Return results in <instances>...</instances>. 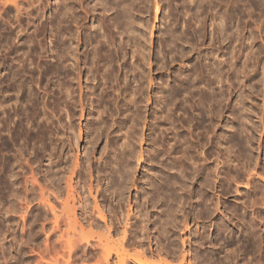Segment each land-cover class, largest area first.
<instances>
[{
	"label": "rangeland",
	"instance_id": "1",
	"mask_svg": "<svg viewBox=\"0 0 264 264\" xmlns=\"http://www.w3.org/2000/svg\"><path fill=\"white\" fill-rule=\"evenodd\" d=\"M95 1L96 0H0V264H97L96 261H98V259L101 260L102 251L100 249H98L97 251L98 247L94 248L93 246L97 244L98 238L101 234H106V227L104 222L100 220V222L103 224L102 229H100V227L95 224V222H99L97 220L99 219V217L95 216L96 221L92 222L91 219H84L81 216L80 210H78L75 214L73 209L71 211L72 213L69 210L71 214V220H69L70 217H65L64 221H61L60 226H62L61 230L63 234L66 230L70 232L69 237L73 236L72 240L75 243L74 245L66 243L67 238H69L67 231L66 234H64L65 236L61 238L60 231L55 230V224L53 221L54 216L50 211V207H48L49 205L45 203L48 194H50L51 203L57 205L59 210L61 209V206L58 205L55 197L50 192L52 191V189H54V187H49V185H47L48 183L44 174L46 173V169L49 166V163L51 162L63 161V166L67 165L69 169L71 167L70 163L76 157L80 156L81 160L84 158V148L88 139L86 133L88 127L87 124L92 118H90V116L88 115L89 110L86 111L83 118L80 117L82 115L79 103V94H81V89L78 85V69L80 66L83 68V77L81 82L85 92H87L88 86L93 87L94 84H98L101 73L104 74V69L108 68L106 64H108L109 59H114L113 61H109V63L111 62L112 64H108L112 65L109 67H112L114 82H109L107 85L100 86V88L97 90L96 97L101 101L103 100V102L100 101L101 109L104 110V117L108 120V123L112 125L114 121L115 123L117 122L116 124H114L115 126L111 127V130L116 129V132L118 133V135H120V137L123 135L121 137L122 140L125 137L124 134L127 132V129L128 131H134L133 135L136 136V138H134L133 140V143H135L133 145V147L135 146L134 150L136 152L138 151L139 153L143 152L144 156H151L152 154H156V152H158L157 150H163V146L161 145L162 137H164L166 134H171V129L176 125L177 126L175 127V130L173 128L172 134L178 133V135H176L177 139L179 138L187 142L188 138L190 140L188 143L183 142V147L187 148V154L185 156H188L189 144L192 146L191 150L193 151L191 152L192 154H194L192 155L193 159L195 158V160L191 159V161L193 160L195 162L192 163L193 165H187L193 166L194 170L191 171L192 166H190L191 170H189L191 171V176H197L198 174L200 175H198L199 177L197 176L195 178L189 175L190 182L188 184H192V188L188 185V196L191 192L193 193H191L193 196H189L190 198L187 197L188 200L186 206L184 205V207H182L183 209L179 207L183 211H181L179 208V210L177 209L176 211L181 212V214H179L178 212V216H182L183 214L185 216H183V219H188L186 221L189 224L188 230H184L183 228H180L181 230L172 229V232L174 233V237L172 238H176L178 240V243L180 241L179 244L181 246V239H188V243L186 246V251H189L188 254L195 253L194 255H197L196 252H199L205 254V258L209 259H212V257L215 256V258L217 257L216 261L221 262H219L218 264H223L224 256L226 257L228 255H231L229 259H231L232 262H230V264H236L237 262V264H264V202H262L264 198L261 199V196L264 193H262L259 197V200H261V202L258 200V204H254V206L252 205L251 207L254 199H256L254 198L256 197V189H254L253 187L256 188V183L258 182L251 177L254 176L253 174L256 175L258 171L261 173L264 168V0H197L198 2L195 1L194 3L191 2L192 0H125V2L123 3L125 5L130 4L129 6H131V8L126 6V9L125 5L122 3V6H124L126 9L125 13L124 8L121 5V7L119 6V2L115 3L117 2L116 0H112V2L115 3L114 6L116 8L106 11V13L104 12V10H101L102 6L100 4L97 5V1ZM234 1L236 5L238 3V7L234 6L235 8H233L232 5H230L231 3L234 4ZM84 3L86 5L85 7H83ZM66 4L68 8H66ZM69 4L71 7L69 6ZM86 7H88L90 11L87 10ZM85 10H87L89 13ZM117 10H119L120 12ZM61 11L64 13L65 11H67V13H65L66 17L64 16V13L61 15ZM73 11H76L74 12L75 14H73ZM221 11H223L224 13ZM225 11L227 12V14ZM231 13L233 15H231ZM69 15L71 17H69ZM115 16H117L118 19ZM222 17L225 19L229 17L228 23L226 20L225 23L226 25L228 24L229 27L227 28H230V30H227L225 35L221 32V30H219L220 26L218 25L222 24ZM119 18L120 20H122L119 21ZM130 18V24L133 22V26H136V35L135 32H126V27L128 26L126 21ZM219 18L221 19V21ZM100 21L105 23L103 24V26L105 25V28L102 25H99ZM118 21L121 23H118ZM96 26H99V28H101L100 30L103 32V34L105 33L106 36L107 34L108 36H117V32L119 30L125 32L123 36L124 39L123 37H121L123 40L121 38L119 39L122 40V43H125L124 47L127 53L125 57L121 56L120 58H118L115 52L116 46H114L115 43L112 40V38L114 39V37L109 36L110 39L108 36L104 37L107 38L106 40L108 42L106 41L107 43L103 48L104 53L101 52L99 54H102V56H100L101 62L99 61V59H97V64L96 59L92 60L93 58H90L88 65L89 67L93 68V71L88 73L87 70H85L83 57H81L82 61L80 62V66L77 65V55L83 54L86 51L87 47L85 45V37L89 36V34L91 33L94 34ZM128 28L129 27H127V29ZM250 29L253 33H251ZM101 31L100 33H102ZM127 34H129L128 37L125 36ZM219 34H221V36ZM228 34H232L233 37V41L230 44L228 43L229 39L226 40ZM249 34L253 36H250ZM223 37L226 41L223 40ZM101 38H103V36H101L100 39ZM104 38L103 40L105 41ZM244 38H249L251 41H254L252 42L254 43L253 48H250L249 50L251 44L249 42L251 41L245 43ZM133 40L134 42H132ZM130 43L139 46L141 58L139 57V59H137V62H139V70L137 68V72L139 71L138 73H142V75L140 76L139 74V76L141 78L144 77L143 79H141V81L144 80L143 87L146 90H144L145 97L143 100L144 102H142L141 104V111L137 112V114L139 113L138 120L140 121H138L136 126H133V128L131 127V123H133L132 121L134 120L135 116V118H137L136 108L128 107L127 100L129 96L127 94V98L126 89H124L123 85H125L127 80L130 81L129 79H131L130 82L133 84L131 85L133 86V88H135L137 82H133V69L131 67L130 69L132 70V72L129 69L130 71L127 74L125 72L127 71L126 69H121V64L124 63V60L125 62H132V51L129 50ZM247 44L249 45L248 47ZM93 46L95 47L96 43L89 45L88 49L91 51ZM94 47L93 51H91L92 53L94 52ZM258 48L261 55H259V53L257 54L262 58V60L260 57L258 58V56H255L256 59L255 57H252L254 56L253 53L247 55L248 52H255V50H257ZM105 49L108 51H106ZM226 49H228L229 51H227ZM246 49L248 50V52ZM107 52L109 58H107ZM256 52H258V50ZM110 54H112L111 57ZM64 55L66 56L65 60L62 57ZM250 57L252 59H250ZM104 58L107 62H105ZM231 61H235L237 63V69L239 67L241 68L236 70V75H232L231 73V68L229 65L231 64ZM260 61H262L263 63ZM99 63H104L105 65H101ZM207 64L208 66H206ZM243 64L247 66V69H243ZM99 65L101 66V70L97 71L96 68ZM214 66L216 68V71H214L213 69ZM113 70L115 71L113 72ZM199 70L202 72H200ZM213 71L219 75L217 78L218 80H220V82H218V80L217 82H210V80L214 78V73L212 74ZM240 71H242V75H240L241 77L238 79L240 74L238 72ZM245 72H247L248 74L246 73L245 75ZM199 74L201 75L199 76ZM97 76H99V78ZM192 78H194V80ZM197 78L203 79L201 84L200 80ZM192 80L196 83L198 81L199 85L197 84V87L199 86L200 88H194V86L192 85L193 87L191 89H188V85H191L190 82H192ZM65 84H68V86H70V95L68 97L69 99L65 98L66 93L64 94L65 89H63V85ZM120 85H122V87ZM151 85L153 86V90L151 93L155 95L154 97L156 100H158V102L154 101L151 107L149 106L148 108H145V105H147L146 96H148V92L150 91L149 87ZM215 86L217 87V92L222 93L219 94V96L221 95L220 98L222 105L220 108L221 112L219 113L218 117L214 116L213 113L215 107L214 104V107H211V105H208V103L201 106H195V100H198L200 98V94L204 92L203 95H210L212 92L211 90ZM111 87L114 89H112ZM218 87L220 88L218 89ZM102 89L109 91L108 93L111 97L109 96V98H105V96L101 94ZM119 89H121L120 92ZM123 91L125 92V94L123 93ZM99 95H102V97L100 98ZM122 95L125 97H123ZM96 97L92 96L94 103H96ZM196 97L199 98L197 99ZM161 100H165L167 103L168 108L165 109L167 111L164 110L165 114H170L169 122H166L167 124L162 123L161 121L163 120V118L160 117V110L162 108L160 106H163ZM118 102L120 105L118 104ZM90 103L92 102L90 101ZM118 106H120L119 109ZM249 106L250 108H248ZM121 107L123 110L120 109ZM89 108H91L90 105ZM156 110L159 111L154 112ZM238 112L240 114V118L238 117ZM140 113L142 116L140 115ZM200 113H202L203 116L200 115ZM242 113H244L245 116ZM128 114L129 117L131 115L133 117L126 119ZM145 116H148L147 120L152 123H155L157 121L155 119V116L160 117L161 120L159 119V121H161L160 123L162 125H156V129L154 130V134L152 136L157 137V139L159 138L157 140V144L156 142L152 143L150 139L147 138L143 141L141 147V143H139L141 141L140 134H142L143 132ZM246 118L249 120H247ZM239 119L243 120L244 122H238ZM245 121H248L249 123H245ZM243 123L244 125H241ZM119 126H123L122 131L119 130ZM166 126L167 130L171 131H167ZM244 126H247L249 129H246ZM241 127L245 132H242ZM139 130H141V132ZM236 130L238 134L236 133ZM81 131H83L82 136H84V140L80 143L79 149H77L78 147L77 144H74V139L71 142L72 144L69 145L70 143L68 141V138L72 137V135L74 134L77 137L81 136ZM135 131L137 135L139 134L138 136L136 135ZM196 131L198 132V134ZM150 132H152V130L150 131L149 129H147V136L145 135V137H148ZM239 132L242 134L239 135ZM235 134H237L238 137ZM246 135H248L249 138ZM251 136L254 138H252ZM234 138H237V140H235ZM246 138H248L247 140H249L250 142H246L247 145H250V148L245 145ZM106 140V136L102 137L99 140L96 149L97 156H95V159L93 160V179L94 187L96 188L99 177L101 178L100 183L103 184V187H105L108 183V178L105 177V164L103 159H100V156H102L100 154L102 152V149L106 145ZM218 140L220 142H218ZM237 141L243 142V145L238 143L239 145L236 144V146H234L235 144L233 143H237ZM175 142L176 141L174 139L172 143ZM114 146L112 144L109 148H107V151L103 156H114V149L118 151H116L117 154H120L118 149L121 148V146H115V148ZM247 147L249 148V150L247 149ZM240 149H242L243 152ZM246 151H251V153L248 152L247 154ZM163 153L164 154L159 153L157 154V156H165V152ZM240 153H244L242 155L243 157ZM245 154H247L248 156L250 154V159L252 158L253 161H251L252 159L249 160V162L248 160H244V156H246ZM180 155L181 153L176 154L175 152H173L171 157ZM235 155L241 157V159L240 157H237L236 162L241 165H239L238 167L242 169L243 162L245 164L242 171L239 168V171L241 173V176L239 175L240 178L246 175L244 173V170L249 168L248 165L250 167H253L249 168V170L251 169V171L254 172H250L249 174V170L247 169L246 172L248 173V176H250V178L243 177L242 179H240L238 177V180L236 179L237 176H235V174L234 176L236 178L234 179H236L238 182H236V180L235 182L231 180L230 183L232 184H227V182H225L227 181L225 180L227 178V175L225 174L228 173V169L231 170V172L229 171V176H231L230 174H232L233 172L236 173L235 169H231L230 167L228 168L229 163L231 162H229L228 159H231L232 156H234L233 158H236ZM197 156L199 157L197 158ZM203 156L206 158H204ZM227 156L230 157L227 158ZM253 156H255L256 158H253ZM196 158L199 160H197ZM201 158H203V160L208 158V161L204 162ZM171 159L173 158H170V160ZM218 159H221V161ZM226 160L228 162V165L226 164ZM191 161H189V163H191ZM197 161H199L200 163L202 161V163L204 162L205 164H200L199 162L197 163ZM194 163H196L197 165ZM199 164L202 167L205 166L204 172L201 171L202 167ZM206 164L209 166V170L211 172L213 171V174H216V176L220 172V176H218L217 179H215V175H212V173L208 169H206ZM221 164L222 166H220ZM194 165H196L197 167ZM198 165L200 168H198ZM217 165H219V171L217 170ZM148 167L149 166H147L145 169H142L141 173H137L139 175L140 182L141 180L144 181L148 177L147 173H150V168ZM195 167L198 168V170L195 169ZM85 168L86 167H84V169ZM161 168L163 167H156V173L158 170V172L160 173ZM99 170L101 171L100 174ZM173 170L177 171L176 168H174ZM195 170L198 174L195 172ZM68 171H66L67 174H69ZM207 171L208 176L209 172L211 173L209 176L210 183L212 184L211 187L209 185L210 183L208 184L206 182V176H203ZM83 172L84 173L82 179L85 180L87 178L86 180L88 182L90 178V172L87 168ZM160 176L159 178L161 179L162 175ZM211 176H213V183L211 181ZM200 178H202V180ZM203 178H205L206 180H203ZM191 179L194 181H192ZM256 179L259 180L258 177ZM248 180L251 181H249L248 183ZM74 181H77V179H75ZM202 181H205L207 184H205L204 182L202 186ZM65 183L66 182L64 177V180L60 185V190H62V200H66L68 197V190ZM200 184L204 188H202ZM226 184L228 185V187H226ZM206 185H209V187H206ZM223 185L229 189L226 191V188ZM142 186L143 184L140 185V190L142 189ZM144 187L146 189V186ZM199 187L202 189L199 190ZM205 187L207 189H205ZM44 188V192H46V199L42 201L41 195L39 196V194H41V190ZM47 189L50 190L47 191ZM220 189H222L225 195H223V193L221 194L222 191ZM196 190H198L199 192H195ZM201 190H203L204 192L202 196L200 194ZM133 192L134 194L132 198V207L133 205H135V198L137 197L136 191ZM94 194L97 196L98 203L100 204V207L102 209L104 207L103 205H105L102 199H107V205H105L104 207V211L107 214H109L108 208L114 207V205L117 204L118 197H116L115 194H108L107 197H105L106 195H103L102 191L98 194L95 192ZM199 195L201 196V198ZM206 195L210 200H213L210 201ZM252 195L253 197L250 198ZM203 196L206 198L203 199ZM89 199L90 200H88V204L90 206L89 211L91 213V211H93V207H95L94 205L96 201L93 197H90ZM252 199L253 201H251ZM237 200L239 201L237 202ZM249 202L252 203L249 204ZM73 203L74 202L71 198V207H73ZM235 203L240 205L241 207L246 206L249 209L248 213H250L251 211L250 215H252V219L254 218L253 220L256 223L254 227H259L254 228V232H248L247 228H245L246 226L244 224H246L247 221L243 222L245 221L242 218L244 217V215H242L243 212L240 213L239 217H236L228 212V210L230 211L229 206ZM260 203L262 205H260ZM160 207L163 208V206ZM160 207L158 206V208L156 209L160 210ZM217 207L219 210H217ZM119 209L123 211L125 215L129 209L128 202L125 201L122 203V205L120 204ZM242 209H245V207ZM150 210L152 209L150 208ZM199 210H201L200 212L203 215H198ZM119 216L123 217L121 214H119ZM155 217H157V215H155ZM225 218L230 221L231 226L234 228V236L232 240L230 239V234H228L226 230L224 231H226L227 233L224 232L223 235L218 230L220 222L223 223L222 219ZM244 219L246 218L244 217ZM258 219L260 220V222ZM69 221H71L72 228L76 227L77 232H82V234L85 232L88 237H91L93 235L91 239L89 238L91 244L86 242V239L84 241L83 239H80L81 237L77 234L72 235L73 230L72 228H70ZM122 226L123 224L120 225L118 231L120 235ZM65 227L67 229H65ZM82 228L84 231L82 230ZM255 229L257 230L255 231ZM87 232H89L90 234ZM152 233L154 239L155 237H158V234H156L157 232L154 233V231L152 230ZM175 234H178L177 237H175ZM227 234L229 236H227ZM106 235L108 236V234ZM222 236H224V241H227L228 238L231 241L229 243L223 242V245L221 243L222 240L220 239V237ZM114 238L117 239L116 235L114 236ZM64 239L66 240L65 243L67 245H70L71 247L73 245L71 249L72 251L66 244H64V242H61ZM69 240H71V238ZM195 240H198L200 244H198V241L196 242ZM92 242L95 243L93 244ZM234 242L237 244H235ZM209 243H211L212 245ZM241 245L242 247H240ZM181 246L180 248H182ZM127 249H129L128 251L130 253L134 250L133 248L130 249V247H128ZM224 251L226 252V254L223 253ZM209 252H211L212 254L214 253V256L211 255L209 257L208 254H211ZM219 257L221 258L219 259ZM160 258L157 254L149 257V259L157 261H159ZM116 261L114 260L115 263L112 262V264H116ZM173 263L179 264L178 261H175Z\"/></svg>",
	"mask_w": 264,
	"mask_h": 264
},
{
	"label": "bare ground",
	"instance_id": "2",
	"mask_svg": "<svg viewBox=\"0 0 264 264\" xmlns=\"http://www.w3.org/2000/svg\"><path fill=\"white\" fill-rule=\"evenodd\" d=\"M97 1V2H96ZM95 2H96V4L97 5H101L102 6V9L101 10H104V12L106 13V11H109L110 9L111 10H113L114 8H116L114 5H115V3H118L119 2V6L121 5H123L124 3L123 2H125V0H116L117 2H115V3H113L112 2V0H96ZM191 1V0H190ZM195 1H197V0H192L191 2H195ZM202 1V0H201ZM204 1V0H203ZM250 1V0H249ZM252 1V0H251ZM94 2V1H93ZM198 2V1H197ZM196 2V3H197ZM224 2V1H223ZM240 2V1H239ZM256 2V1H255ZM31 3V2H30ZM123 3V4H122ZM130 3H132V2H130ZM236 3H237V1H236ZM90 4V3H89ZM129 4V3H128ZM192 4V3H191ZM84 6L83 7H85L86 5H85V3L83 4ZM88 5V4H87ZM125 5V4H124ZM130 5V4H129ZM129 5H125V7L127 6V7H130L131 8V6H129ZM203 5V4H202ZM230 5H232V7L233 8H235L234 6H236V7H238L237 5H238V3H237V5L235 4V1H234V4L233 3H231ZM257 5V4H256ZM259 5V4H258ZM64 6V5H63ZM69 6H70V4H69ZM118 6V5H117ZM118 6V7H119ZM120 6V7H121ZM71 7V6H70ZM69 7V8H70ZM117 7V8H118ZM123 8H124V13H125V10L127 9V7H126V9H125V7L124 6H122ZM199 7V6H198ZM66 8H68L67 7V4H66ZM97 8V7H96ZM226 8V7H225ZM224 8V9H225ZM230 8V7H229ZM72 9V8H71ZM82 9H84V8H82ZM86 9L87 10H89L88 9V7H86ZM227 9V8H226ZM67 10H69V9H67ZM75 10V9H74ZM87 10H85L86 12H88ZM129 10V9H128ZM84 11V10H83ZM90 11V10H89ZM117 11H119V10H117ZM186 11V10H185ZM62 12V11H61ZM74 12H76V11H73V14H75ZM103 12V11H102ZM120 12V11H119ZM127 12V11H126ZM221 12H223V11H221ZM226 12V11H225ZM64 12H62L61 13V15L63 14ZM65 13H67V11H65ZM65 13H64V16H65ZM69 13V12H68ZM71 13V12H70ZM89 13V12H88ZM116 13V12H115ZM224 13V12H223ZM220 14H222V13H220ZM226 14H227V12H226ZM230 14V13H229ZM77 15V14H76ZM85 15V14H84ZM106 15V14H105ZM215 15H216V13H215ZM222 15H224V14H222ZM231 15H233L232 13H231ZM73 16V15H72ZM220 16V15H219ZM227 16V15H226ZM225 16V17H226ZM236 16V15H235ZM66 17V16H65ZM69 17H71L70 15H69ZM115 17H117V16H115ZM195 17V16H194ZM224 17V16H223ZM222 17V24H218L219 26H220V28H219V30H221V32L225 35V33L227 32V30H230V28L228 29L227 27H229L228 26V24L226 25V23H225V20L227 21V23H228V21H229V17H227V19H225V18H223ZM231 17V16H230ZM234 17V16H233ZM79 18V17H78ZM77 18V19H78ZM111 18V17H110ZM125 18V17H124ZM73 19V18H72ZM117 19H118V17H117ZM220 19V18H219ZM67 20V19H66ZM122 20V19H121ZM120 20V18H119V21H121ZM131 20V18L130 19H127V21H126V23H127V27H129L128 29H127V27H126V32H128V33H131V32H135V35H136V30H135V27L133 26V22L130 24V21ZM133 20V19H132ZM108 21V20H107ZM118 21V23H121V22H119ZM220 21H221V19H220ZM219 21V22H220ZM231 21V20H230ZM79 22V21H78ZM218 22V23H219ZM76 23H77V21H76ZM221 23V22H220ZM241 23V22H240ZM97 24H98V22H97ZM103 24H105V23H103V22H101L100 21V23H99V25H102L103 26ZM94 25V24H93ZM108 25V24H107ZM107 25H106V27H107ZM112 25V24H111ZM216 25V24H215ZM222 25V26H221ZM239 25V24H238ZM105 26V25H104ZM103 26V27H104ZM120 26V25H119ZM201 26V25H200ZM237 27V26H236ZM105 28V27H104ZM101 28H99V26H96V28H95V30H94V34L93 33H91V34H89V36H86L85 37V45H86V51L83 53V54H80V55H77L78 57H77V59H78V61H77V59H76V63H78L77 65L78 66H80V62L82 61V58L81 57H83V62H84V64H85V70H87V72L89 73V72H92L93 71V68L92 67H89V65H88V63H89V61H90V58H93L92 60H97V59H99V61L101 62V57L100 56H102V54L101 55H99L101 52L102 53H104L103 52V48L105 47V45H106V43L108 42L106 39L107 38H104V37H107L108 36V34H107V36H106V34L104 33L103 34V32L100 30ZM233 29H235V28H233ZM244 29V28H243ZM102 30H103V28H102ZM107 30V29H106ZM118 30V29H117ZM100 31L102 32V33H100ZM108 31V30H107ZM106 31V32H107ZM130 31V32H129ZM250 31H251V29H250ZM105 32V31H104ZM109 33V32H108ZM251 33H253L252 31H251ZM255 33V32H254ZM110 34V33H109ZM124 34H125V32H123V31H118L117 32V36H113V35H109L110 37L111 36H113L114 37V39L112 38V40L114 41V43H115V45L114 46H116L115 48H116V50H115V52H116V56L118 57V58H120L121 56L122 57H125V55H126V51H125V47H124V44L125 43H122V40L124 39ZM256 34V33H255ZM131 35V34H130ZM132 35H134V34H132ZM220 36H221V34H219ZM237 35V34H236ZM250 35V34H249ZM261 35V34H260ZM101 36H103V38L105 39V41L103 40V38H101L100 39V37ZM108 36V37H109ZM125 36H129V34H127V35H125ZM250 36H253V35H250ZM264 36V35H263ZM110 37H109V39H110ZM121 37H123V39L121 38ZM135 37V36H134ZM226 37V36H225ZM245 37V36H244ZM246 37H248V36H246ZM255 37V36H254ZM119 38H121V39H119ZM126 38V37H125ZM131 38V37H130ZM136 38V37H135ZM224 38V37H223ZM232 34L230 35V34H228V36L226 37V40H228L229 39V44L233 41L232 40ZM81 39V38H80ZM138 39V38H137ZM234 39H235V37H234ZM245 39V43H247V42H249V41H251L249 38H244ZM130 40V39H129ZM223 40H225V38L223 39ZM225 40V41H226ZM243 40V39H242ZM247 40V41H246ZM107 41V42H106ZM131 41V40H130ZM238 41V40H237ZM111 42V41H110ZM124 42H125V40H124ZM132 42H134V40L132 41ZM224 42V41H223ZM252 42H254V41H251V42H249V43H251L250 44V47H249V50H250V48H253V44L254 43H252ZM79 43V42H78ZM94 43H96V46L94 47L95 49H94V52L92 53L91 51H93V47H92V50L90 51L89 49H88V46L89 45H92V44H94ZM113 43V44H114ZM248 43V44H249ZM236 44V43H235ZM247 44V47L249 46ZM65 46V45H64ZM70 46H72V45H70ZM227 46V45H226ZM231 46V45H230ZM66 47V46H65ZM78 47V46H77ZM77 47H76V49H77ZM232 47V46H231ZM73 48V47H72ZM129 50L130 51H132L131 53V55H132V62H125V60H124V63L123 64H121V69L122 70H127V71H125L126 72V74L131 70L130 69V67L133 69V72H132V70H131V72L133 73V75H132V77H134V78H132L133 79V82H137L136 84V87L135 88H133V84L130 82L131 81V79H129L130 81H126V83H125V85H123L124 86V89H126V96H127V94H128V96H129V98H128V96H127V98H128V100H127V104H128V107L130 108V107H135L136 108V115H137V118H135L134 117V120L132 121L133 123H131V127L133 128V126H136V124H137V122L138 121H140V120H138V116H139V113L137 114V112H140L141 111V104H142V102H144L143 100H144V87H143V83H144V80H142L141 81V79H143V78H141L140 76L142 75V73L140 74V73H138L137 72V68H138V63L139 62H137V59H139V57H140V49H139V46H136L135 44H131L130 43V46H129ZM255 48V47H254ZM65 49V48H64ZM63 49V50H64ZM75 50V49H74ZM106 50V49H105ZM104 50V51H105ZM227 51H229L228 49H226ZM247 50V49H246ZM245 50V51H246ZM255 50V49H254ZM258 50V52H256ZM257 50H255V52H248V50H247V55H249L250 53H253V55L254 56H252V57H255V56H258V54L257 53H259L260 52V50H259V48L257 49ZM106 51H108V50H106ZM105 51V52H106ZM222 51V50H221ZM226 51V52H227ZM241 51V50H240ZM78 52V51H77ZM110 52V51H109ZM217 52V51H216ZM231 52V51H230ZM73 53V52H72ZM142 53V52H141ZM223 53V52H222ZM228 53V52H227ZM244 53V52H243ZM63 54V53H62ZM77 54V53H76ZM92 54H93V56H92ZM233 54V53H232ZM105 55V54H104ZM103 55V56H104ZM106 55H107V58H109L108 57V52L106 53ZM111 55L112 54H110V57H111ZM114 55V54H113ZM222 55H224V54H222ZM259 55H261L260 53H259ZM232 56V55H231ZM233 56H235V55H233ZM63 58H64V60H65V58H66V56L64 55V56H62ZM61 57V58H62ZM100 57V58H99ZM246 57H248V56H246ZM260 56H258V58H259ZM264 57V56H263ZM103 58V57H102ZM105 58H106V56H105ZM104 58V59H105ZM141 58V57H140ZM233 58V57H232ZM231 58V59H232ZM257 58V59H258ZM261 58V57H260ZM69 59V58H68ZM81 59V60H80ZM112 59V58H111ZM123 59V58H122ZM174 59V58H173ZM250 59H252L251 57H250ZM255 59H256V57H255ZM63 60V61H64ZM114 59H112V60H110L109 59V61H113ZM117 60V59H116ZM238 60V59H237ZM260 60V59H259ZM261 60H262V58H261ZM109 61H108V64H110L109 63ZM206 61V60H205ZM245 61V60H244ZM252 61V60H251ZM250 61V62H251ZM96 62V61H95ZM102 62H104V61H102ZM105 62H107L106 61V59H105ZM238 62V61H237ZM260 62H262V61H260ZM128 63V64H127ZM159 63V62H158ZM211 63H213V62H211ZM244 63V62H243ZM246 63V62H245ZM263 63V62H262ZM97 64H98V60H97ZM99 64H104V63H99ZM108 64H106V66L108 67V68H105L104 69V74L103 73H101V76H100V78H99V76H97L98 78H99V81H98V84H94L93 85V87L92 86H88L87 87V92H85V90H84V87L82 86V82H81V80H82V75H83V68L80 66L79 67V69H78V67H77V69L79 70L78 71V74H77V78H78V85L80 86V89H81V94H79V103H80V111H81V118H83L84 116H85V113H86V111H88L89 110V112H88V115L90 116V118H92L91 120H90V122H88V127H87V141H86V144H85V155H84V158L81 160L80 159V156H78V157H76L71 163H70V165H71V167L68 169V167H67V165L66 166H63V161H58V162H51V163H49V166L47 167V169H46V173L44 174L45 175V177H46V181H47V185H49V187H54V189H52V191H50L51 192V194L55 197V199H56V202L58 203V205H60L61 207V209L59 210L58 209V206L57 205H54L53 203H51V198H50V194H48V196H47V199H46V192H44V190H45V188L44 189H42L41 190V194H39V196L41 195V200L43 201V200H45V203H47L49 206L48 207H50V211L52 212V214H53V216H54V224H55V230H59L60 231V236H61V238H63V236H65L64 234H66V231H65V233L63 234V232H62V226H60V224H61V221L63 222L64 221V218L65 217H70L69 218V220H71V214H70V212L72 211V209L74 210V214L78 211V210H80L81 211V216L84 218V219H91L92 220V222H95L96 221V217L95 216H97V217H99V219H97L99 222H95V224L98 226V227H100V229H102V223L100 222V220L101 221H103L104 222V224H105V233L106 234H108V236L106 235V234H101L100 236H99V238H98V242H97V244L96 245H94L93 247L94 248H97V251H98V249H100L101 251H102V256H101V260H99L98 259V261H96L97 262V264H112V262H114V260L117 262L116 264H175V263H173V262H175V261H178L179 262V264H184V263H189V264H218L219 262H217L216 260H217V257L215 258V256L211 253V252H209V253H211V254H208L209 255V257L212 255V256H214V257H212V259H211V261H210V259L209 258H205V254H202V253H199V252H196L197 253V255H194L195 253H192V254H188L189 253V251H186L187 249H186V246H187V243H188V239H184V238H182L181 239V244H182V246L179 244L180 243V241H179V243H178V240L176 239V238H172V237H174V233L172 232L173 230L172 229H179V230H181L180 228H183L184 230H188V222H186L187 220L185 219H183L185 216L182 214V216L180 217V216H178L179 214H181V212L180 211H178L179 212V214H178V212H176L177 211V209L179 208V207H184V205L186 206V203H187V200H188V198L187 197H189V196H193L191 193L189 194V196H188V183L190 182V180H189V175H190V172L191 171H193L194 169H193V162H195V161H193V160H195V158L193 159V156L192 155H194V154H192V152L191 151H193V150H191V145H189L188 144V156H185L186 154H187V148H184L183 147V142L185 143V142H187V141H183L182 139H177L176 138V135H178V133H175V134H172L173 133V128H174V130H175V127L177 126H175V127H173L171 130H172V132H171V134H166L164 137H162V146H163V150L161 149L160 151L159 150H157L158 152H156V154H154V155H156V156H154L153 154L151 155V156H144V153L143 152H141V153H139L138 151V153L134 150V147H133V145L135 144V143H133V140H134V138H136V136H134L133 135V132L132 131H128V129H127V132L124 134V139L122 140L121 139V137L123 136H121L120 137V135H118V133L116 132V129H114V130H111V127L112 126H115L114 124H116L115 123V121H114V123L112 124V125H110L109 123H108V120L104 117V110H102L101 109V102H103V100L101 101L100 99H98L97 97H96V93H97V90L100 88V86H102V85H107L109 82H114L113 81V73H112V67H109V66H112V65H108ZM112 64V63H111ZM237 63L235 62V61H231V64H229L230 65V68H231V73H232V75H236V70H238L237 68H236V65ZM249 64V63H248ZM261 64V63H260ZM105 65V64H104ZM130 65V66H129ZM198 65V64H197ZM244 65V64H243ZM140 66V65H139ZM206 66H208V64L206 65ZM212 66V65H211ZM255 66V65H254ZM253 66V67H254ZM105 67V66H104ZM201 67V66H200ZM238 67V66H237ZM206 68V67H205ZM208 68V67H207ZM218 68V67H217ZM227 68V67H226ZM130 69V70H129ZM195 69V68H194ZM214 71H216L215 69V66H214ZM241 69V68H240ZM243 69L245 70V69H247V66L246 65H244L243 66ZM96 70L97 71H100L101 70V66L99 65V66H97V68H96ZM138 70H139V68H138ZM244 70H243V72H244ZM254 70H255V68H254ZM115 70H113V72H114ZM200 71V70H199ZM212 72V74L214 73V78H210L211 80H210V82L211 83H213L212 81H215V82H217V80H218V74H216L215 72ZM250 71V70H249ZM194 72V71H193ZM192 72V73H193ZM200 72H202V71H200ZM211 72V71H210ZM256 72V71H255ZM190 73V72H189ZM238 73H240L239 74V77H238V79L241 77L240 75H242L241 73H242V71H240V72H238ZM246 73L247 72H245V75H246ZM67 74V73H66ZM139 74H140V76H139ZM194 74V73H193ZM248 74V73H247ZM201 74H199V76H200ZM217 75V76H216ZM231 75V74H230ZM250 75V74H249ZM209 76V75H208ZM252 76V75H251ZM196 77H198V76H196ZM232 77V76H231ZM195 78V77H194ZM194 78H192L193 80H194ZM201 78H203V77H201ZM199 79V78H197V79H199L200 80V84L202 83V80L203 79ZM245 78V77H244ZM68 79V78H67ZM233 79V78H232ZM248 79V78H247ZM255 79V78H254ZM74 80V79H73ZM192 80V82H190L191 83V85L189 84V82H188V89H191L193 86H194V88L196 87V88H200L199 86L197 87V84L199 85V82L197 81V83L196 82H194ZM234 80V79H233ZM243 80V79H242ZM256 80V79H255ZM196 81V80H195ZM218 82H220V80H218ZM240 82H242V81H240ZM66 83V82H65ZM73 83V82H72ZM208 83V82H207ZM120 84V83H119ZM132 84V85H131ZM255 84V83H254ZM154 85V84H153ZM193 85V86H192ZM238 85V84H237ZM121 87H122V85H120ZM132 86V87H131ZM144 86H146V85H144ZM69 87L70 86H68V84H65V85H63V89H65V92H64V94H65V98H68L69 97ZM107 87V86H106ZM233 87V86H232ZM108 88V87H107ZM106 88V89H107ZM112 88V87H111ZM131 88V89H130ZM185 88V87H184ZM193 88V89H194ZM216 86L215 87H213V89L210 91L211 92V94L210 95H208V96H206L205 94L203 95V93H201L200 94V98L198 99L197 97V99L198 100H195L196 102H195V106L196 105H205L206 103H208V105L210 104L211 105V107L213 106V104L215 105V107H214V112H213V110H212V112L214 113V116H217L218 117V115H219V113L221 112V110H220V108H221V98H220V96H219V94L221 93H218L217 91L218 90H216ZM220 87H218V89H219ZM235 88H236V86H235ZM112 89H114V88H112ZM149 89H150V91L148 92V96H146L147 97V105H145L146 107L145 108H148L149 106L151 107V105L154 103V101L155 102H158V100H156L155 99V95L154 94H152L151 92H152V90H153V86L151 85L150 87H149ZM108 90H110V89H108ZM120 90L121 89H119V92H120ZM71 91V90H70ZM125 91V90H124ZM123 91V93L125 94V92ZM146 91V90H145ZM159 91V90H158ZM220 91V90H219ZM102 93L101 94H103L104 96H105V98L106 97H108L109 98V91H106L105 89H102V91H101ZM112 92V91H111ZM122 94V93H121ZM123 94V95H124ZM193 94V93H192ZM207 94V93H206ZM222 94V93H221ZM122 95V96H123ZM147 95V94H146ZM92 96H94V97H96L97 98V100H98V102H97V100H96V103H94L93 101V99H92ZM100 96V95H99ZM98 96V97H99ZM121 96V95H120ZM169 96H171V95H169ZM173 96V95H172ZM197 96V95H196ZM102 97V95L100 96V98ZM111 97V96H110ZM123 97H125V96H123ZM174 97V96H173ZM193 97V96H192ZM191 97V98H192ZM104 98V97H103ZM158 98V97H157ZM195 98V97H194ZM69 99V98H68ZM67 99V100H68ZM73 99V98H72ZM113 99V98H112ZM155 99V100H154ZM161 99V98H160ZM223 99V98H222ZM74 100V99H73ZM107 100V99H106ZM181 100V99H180ZM194 100V99H193ZM66 101V100H65ZM70 101H72V100H70ZM90 101L92 102V103H90ZM101 101V102H100ZM119 101V100H118ZM162 101V100H161ZM190 101V100H189ZM67 102V101H66ZM192 102H194V101H192ZM162 103V105L163 106H160V107H162L161 108V110H160V117L161 118H163V120H161L160 119V117H158V116H155V119L157 120H153V121H156L155 123H152V122H149L148 120H147V118H148V116H145L143 119H144V126H143V132H142V134H140L141 136H140V142L139 143H141V147H142V144H143V141L144 140H146L147 138H149L150 139V141L152 142V143H155L156 142V144H157V140L159 139H157V137H152L153 136V134H154V130L156 129V125H162L160 122L162 121V123H166L167 121L169 122V118H170V114L169 113H166L165 114V111H167V110H165L166 108H168L167 107V103H166V101L164 100V101H162L161 102ZM243 103V102H242ZM241 103V104H242ZM65 104H67V103H65ZM117 104V103H116ZM118 104H119V102H118ZM117 104V105H118ZM159 104V103H158ZM78 105V104H77ZM89 105H90V107L91 108H89ZM116 105V106H117ZM120 105V104H119ZM192 105V104H191ZM245 105V104H244ZM72 106V105H71ZM143 106V105H142ZM190 106V105H189ZM194 106V105H193ZM192 106V107H193ZM119 107L120 106H118V109H119ZM153 107H155V106H153ZM205 107V106H204ZM210 107V106H209ZM210 107V108H211ZM239 107V106H238ZM244 107V106H243ZM77 108V107H76ZM171 108V107H170ZM195 108V107H194ZM202 108V107H201ZM245 108V107H244ZM248 108H250V106L248 107ZM247 108V109H248ZM120 109H122V107L120 108ZM153 109V108H152ZM213 109V108H212ZM242 109V108H241ZM76 110V109H75ZM74 110V111H75ZM123 110V109H122ZM127 110V109H126ZM165 110V111H164ZM171 110V109H170ZM191 110V109H190ZM249 110V109H248ZM73 111V110H72ZM106 111V110H105ZM121 111V110H120ZM150 111H152V110H150ZM149 111V112H150ZM159 110H156V111H154V112H158ZM168 111H169V109H168ZM205 111V110H204ZM244 111H245V109H244ZM243 111V112H244ZM247 111V110H246ZM132 112V111H131ZM172 112V111H171ZM187 112V111H186ZM72 113V112H71ZM204 113V112H203ZM210 113V112H209ZM244 113H246V112H244ZM244 113H242L243 115H244ZM75 114V113H74ZM144 114V113H143ZM165 114V115H164ZM199 114V113H198ZM247 114V113H246ZM135 115V114H134ZM140 115H141V113H140ZM153 115V114H152ZM200 115H202L203 116V114L202 113H200ZM239 112H238V117H239ZM142 116V115H141ZM205 116V115H204ZM245 116V115H244ZM264 116V115H263ZM126 117V116H125ZM131 117H133L132 115L129 117V114L127 115V117H126V119H129V118H131ZM177 117V116H176ZM206 117V116H205ZM231 117V116H230ZM242 117V116H241ZM189 118V117H188ZM212 118V117H211ZM240 118V117H239ZM263 118V117H262ZM141 119V118H140ZM159 119L161 120V121H159ZM203 119V118H202ZM247 119V118H246ZM246 119H244V120H246ZM175 120V119H174ZM247 120H249V119H247ZM81 121V120H80ZM236 121V120H235ZM240 121H242V122H244L243 120H240L239 119V121L238 122H240ZM167 122V123H168ZM232 122V121H231ZM237 122V121H236ZM237 122V123H238ZM241 122V123H242ZM246 122H248V121H245V123ZM166 123V124H167ZM173 123V122H172ZM176 123V122H175ZM212 123V122H211ZM218 123V122H217ZM249 123V122H248ZM251 123V122H250ZM80 124H82V123H80ZM143 124V123H142ZM165 124V125H166ZM209 124V123H208ZM207 124V125H208ZM213 124H214V122H213ZM233 124V123H232ZM129 125V124H128ZM191 125V124H190ZM241 125H244V123L243 124H241ZM256 125V124H255ZM71 126V125H70ZM139 126V125H138ZM172 126V125H171ZM248 126V125H247ZM247 126H244L246 129L248 128ZM69 127V126H68ZM82 127V126H81ZM169 127V126H168ZM208 127V126H207ZM72 128V127H71ZM132 128H131V130H132ZM137 128V127H136ZM136 128H135V130H136ZM242 128V127H241ZM147 129H149L150 131L152 130V132H150L149 133V135H148V137H145V135H146V130ZM186 129V128H185ZM245 129V130H246ZM249 129V128H248ZM72 130V129H71ZM82 130V129H81ZM119 130H123V126H119ZM166 130H167V126H166ZM171 130H167V131H171ZM140 132H141V130H139ZM232 131V130H231ZM240 131H241V129H240ZM244 130H243V128H242V132H243ZM248 131V130H247ZM177 132H178V130H177ZM197 132V131H196ZM203 132V131H202ZM208 132V131H207ZM245 132V131H244ZM74 133V132H73ZM82 133H83V131H81V136H79V137H77L75 134V136L74 135H72V137H69L68 138V141H69V145H71L72 143V140L74 139V141H75V145L77 144V149H79V147H80V143L81 142H83V138H84V136H82ZM135 133H136V131H135ZM163 133V132H162ZM184 133V132H183ZM199 133H201V132H199ZM236 133L238 134V132H237V130H236ZM240 133V132H239ZM197 134H198V132H197ZM203 134V133H202ZM237 134H235L237 137H238V135ZM242 133H240L239 135H241ZM136 135H137V133H136ZM139 135V134H138ZM137 135V136H138ZM186 135V134H185ZM104 136H106V138H107V140H106V145L104 146V148L102 149V152H101V154L100 155H102V156H100V159H103V161H104V164H105V168L104 169H106V172H105V177L106 178H108V183H107V185L105 186V187H103V184H101L100 183V180H101V178L99 177V179H98V183H97V188L96 187H94V179H93V175H94V168H93V160L95 159V156H97V154H96V149H97V146H98V142H99V140L102 138V137H104ZM147 136V135H146ZM155 136V135H154ZM163 136V135H162ZM201 136H203V135H201ZM231 136V135H230ZM235 136V137H236ZM246 136H248V135H246ZM207 137V136H206ZM220 137V136H219ZM234 137V136H233ZM252 137V136H251ZM250 137V138H251ZM139 138V137H138ZM197 138H198V136H197ZM202 138V137H201ZM248 138H249V136H248ZM248 138H246V140L248 139ZM252 138H254V137H252ZM174 139H175V143H172V141H174ZM210 139V138H209ZM235 139V138H234ZM243 139V138H242ZM185 140V139H184ZM188 140V142L190 141L189 140V138L187 139ZM199 140H200V138H199ZM235 140H237V138L235 139ZM245 140V145H247V143L246 142H249V140H247L246 141ZM253 140V139H252ZM147 141H149V140H147ZM206 141V140H205ZM240 141H241V138H240ZM240 141H237V143H233V144H235L234 146H236V144H238V143H240L241 145H243L242 143L244 142V140H243V142H240ZM187 142V143H188ZM194 142V141H193ZM215 142H217V141H215ZM218 142H220L219 140H218ZM252 142V141H251ZM133 143V144H132ZM151 143V144H152ZM204 143V142H203ZM232 143V142H231ZM250 143V142H249ZM113 144V146L115 145L116 147H120L121 146V148H119L118 150H119V152H120V154H117V150L116 149H114V156H111V157H109V156H107V157H104L103 155H104V153L107 151V148H109L111 145ZM159 145V144H158ZM171 145V146H170ZM186 145V144H185ZM239 145V144H238ZM240 145V146H241ZM244 145V146H245ZM115 146H114V148H115ZM154 146V145H153ZM169 146V147H168ZM216 146V145H215ZM239 146V147H240ZM248 147L250 146L249 144L247 145ZM140 147V148H141ZM232 147V146H231ZM242 147V146H241ZM246 147V146H245ZM247 147V149L249 150V148ZM252 147V146H251ZM196 148V147H195ZM195 148H192V149H195ZM221 148V147H220ZM160 149V148H159ZM243 149V148H242ZM242 149H240L242 152H243V150ZM137 150V149H136ZM139 150V149H138ZM117 151V152H116ZM143 151H145V150H143ZM163 152H165V154L167 155H165V156H157V154H159V153H161V154H164ZM173 152H175L176 154L178 153V154H180L181 153V155L180 156H172L171 157V155H172V153ZM200 152V151H199ZM249 153H251V151H248ZM248 152L246 151V153L248 154ZM195 153V152H194ZM171 154V155H170ZM223 154V153H222ZM241 154V153H240ZM244 153H242L241 154V156L243 155ZM247 154H245L246 156H244L245 157V159L244 160H248V162H249V160H251L250 159V154H249V156L247 155ZM149 155V154H148ZM170 155V156H169ZM200 155V154H199ZM76 156V155H75ZM195 157V156H194ZM199 156H197V158H198ZM202 157V156H201ZM204 157V156H203ZM224 157V156H223ZM228 157H230V156H227V158ZM234 156H232V158L231 159H228V161L230 162L229 163V166H228V168L230 167L231 169H235V171H236V173H232V174H230L231 176H229L228 174H229V171L231 172V170H229L228 169V173L227 174H225V175H227L226 177V179L225 180H227V181H225V182H227V184L228 183H230V181L232 180V181H234L235 182V180L237 179H239L240 178V176H241V173H240V171H239V168L240 167H238L240 164L239 163H237L236 161H237V157L238 156H236L235 155V157L236 158H233ZM240 157V156H239ZM238 157V158H239ZM243 157V156H242ZM252 157V156H251ZM255 156H253V158H254ZM170 158H173V159H171L170 160ZM196 158V159H197ZM204 158H206V157H204ZM219 158V157H218ZM256 158V157H255ZM191 159H193L192 161H191ZM202 160H203V158H201ZM208 159V158H207ZM207 159H204L203 161L205 162V161H208ZM224 159V158H223ZM240 159H241V157H240ZM197 160H199V159H197ZM218 160H220L221 161V159H218ZM217 160V161H218ZM239 160V159H238ZM189 161H191V163H189ZM251 161H253V159L251 160ZM256 161V160H255ZM199 161H197V163H198ZM202 163V161H201V163L200 164H205V163ZM247 162V163H248ZM247 163H246V165H247ZM187 164H192V165H187ZM194 164H196V163H194ZM199 164V165H200ZM226 164L228 165V162H227V160H226ZM249 164V163H248ZM258 164V163H257ZM167 165H169V166H167ZM197 165V164H196ZM196 165H194V166H196ZM199 165H198V168H200L199 167ZM244 162H243V166H242V169H243V167H244ZM251 165V164H250ZM254 165V164H253ZM147 166H149L148 168H150V173H147L148 174V177L144 180V181H142L141 180V182H140V180H139V175L137 174L138 172H142V169H145ZM160 166H162L163 168H161V174L157 171V173H156V171H155V169H156V167H160ZM190 166H192L191 168H192V170L190 169ZM201 166V165H200ZM206 166H207V168L206 169H208L209 170V166L206 164ZM218 166L219 165H217V170H218ZM220 166H222V164L220 165ZM224 166V165H223ZM241 166V165H240ZM259 166V165H258ZM84 167H86L88 170H89V172H90V178H89V180H88V182H87V178L84 180V179H82V176H83V171H85V169H84ZM197 167V166H196ZM195 167V169H197L198 170V168H196ZM202 167V166H201ZM204 167L205 166H203L202 167V169H201V171L202 172H204L205 171V169H204ZM237 167H238V169H237ZM248 167L249 168H253V167H250L249 165H248ZM263 167V166H262ZM261 167V168H262ZM174 168H176V170L177 171H174L173 169ZM245 168H246V166H245ZM249 168H247L248 170H249ZM216 169V168H215ZM241 169V168H240ZM242 169H241V171H242ZM246 169V170H247ZM259 169V168H258ZM69 170V171H68ZM101 170V169H100ZM99 170V174L101 173V171ZM189 170H191V171H189ZM225 170V169H224ZM246 170H244V173L247 175H245V176H243V174H242V176L243 177H249L250 178V176H248V173L250 174V172H252L251 171V169L249 170V172L247 173L246 172ZM253 170H255V169H253ZM262 170V169H261ZM260 170V171H261ZM66 171H68V173L69 174H67L66 173ZM200 171V170H199ZM198 171V172H199ZM210 171V170H209ZM219 171V170H218ZM234 171V170H233ZM258 171V170H257ZM88 172V173H89ZM195 172L197 173V171L195 170ZM194 172V173H195ZM201 172V173H202ZM211 172V171H210ZM209 172V176H210V174L212 173V175H215V179H217V177L218 176H220V172L218 173V175L216 176V174H213V171L210 173ZM254 172V171H253ZM252 172V173H253ZM263 172V173H262ZM207 173H208V171L205 173V175H203L205 178H203V180L205 179L206 180V182L209 184L210 183V177L207 175ZM216 173V172H215ZM255 173H256V171H255ZM258 173H260L259 171L257 172V177H258V179L259 180H257L256 178V175L255 174H253L254 176H252L251 178L252 179H255L256 181H258L257 183H256V188L255 187H253L254 189H256V192H255V196L256 197H254V198H256V199H254V201H253V199L251 200V201H253V204H251L252 202H249V204H251V207H252V205L254 206V204L256 205V204H258V200H259V197L261 196V194L262 193H264V168H263V170L261 171V173L260 174H258ZM146 174V175H147ZM191 174H193V173H191ZM198 174V173H197ZM204 174V173H203ZM236 174V175H235ZM261 174H263V175H261ZM87 175V174H86ZM85 175V176H86ZM160 175H162V178L160 179L159 178V176ZM198 175H200V174H198ZM197 175V176H198ZM221 175H223V174H221ZM237 176V178L235 177V176ZM240 175V176H239ZM191 176V175H190ZM197 176H195V175H193V176H191V177H197ZM64 177H65V184H66V187H67V194H68V197H67V199L66 200H62L61 198V194H62V190H60L61 188H60V185H61V183H62V181L64 180ZM161 177V176H160ZM199 177V176H198ZM201 177V176H200ZM209 177V178H208ZM239 177V178H238ZM242 177V178H243ZM144 178V177H143ZM142 178V179H143ZM211 181H212V183H213V176H211ZM221 178V177H220ZM225 178V177H224ZM234 178H236V179H234ZM242 178H240V179H242ZM75 179H77V181H74ZM201 180H202V178H200ZM214 179V180H215ZM34 180V179H33ZM192 180V179H191ZM200 180V181H201ZM228 180H229V182H228ZM236 180V182H238ZM244 180V179H243ZM246 180V179H245ZM192 181H194V180H192ZM249 181H251V180H248V183H249ZM36 182V181H35ZM34 182V183H35ZM204 182L205 181H202V186H203V184H204ZM205 182V184H207ZM224 182V181H223ZM222 182V183H223ZM233 182V183H234ZM86 183H87V185H86ZM199 183V182H198ZM221 183V184H222ZM252 183V182H251ZM250 183V184H251ZM255 183V182H254ZM143 184V186H142V189L140 190V185H142ZM201 184H200V186H201ZM225 184V183H224ZM226 184V187H228V185ZM230 184H232V183H230ZM247 184V183H246ZM253 184V183H252ZM101 185H102V187H101ZM191 185L192 184H190L189 186L191 187ZM210 185V187L212 186V184L210 183L209 184ZM209 185H206V187L208 186L209 187ZM215 185V184H214ZM249 185V184H248ZM254 185V184H253ZM55 186H56V188H55ZM144 186H146V189H145V187ZM201 186V187H202ZM219 186V185H218ZM224 186V185H223ZM233 186V185H232ZM205 187V189H207ZM225 187V186H224ZM225 187V188H226ZM239 187V186H238ZM48 188V187H47ZM84 188V189H83ZM95 188H96V190H95ZM192 188V187H191ZM190 188V189H191ZM202 188H204V187H202ZM202 188H198L199 190L200 189H202ZM213 188H214V186H213ZM213 188H211V189H213ZM252 188V189H253ZM87 189V190H86ZM189 189V190H190ZM216 189V188H215ZM229 188H226L225 190L227 191ZM249 189V188H248ZM50 190V189H49ZM48 189H47V191H49ZM221 191H222V189H220ZM224 190V189H223ZM103 192V195H106L105 197H107L108 196V194H115V196L116 197H118V200H117V204H115L114 205V207H110V208H108L109 209V211H108V213L109 214H107L105 211H104V207H105V205H107V202H106V198L105 199H102L103 200V203L105 204V205H103L104 207H103V209L100 207V204L98 203V200H97V196L94 194L95 192L98 194V193H100V192ZM133 191H136V195H137V197L135 198L136 199V202H135V205H133V207H132V198H133V194H134V192ZM192 191V190H191ZM198 190H196L195 192H197ZM233 191V190H232ZM235 191H236V189H235ZM255 191V190H254ZM199 192V191H198ZM206 192V191H205ZM234 192V191H233ZM232 192V193H233ZM223 193V195H225L224 194V192L222 191L221 192V194ZM231 193V192H230ZM199 194V193H198ZM200 194H201V196L204 194V192H203V190H201V192H200ZM264 195V194H263ZM263 195L261 196V199L262 198H264L263 197ZM200 196V195H199ZM198 196V197H199ZM201 196H200V198H201ZM207 196V195H206ZM211 196H213V195H211ZM250 196V195H249ZM77 197V198H76ZM90 197H93L94 198V200L96 201V203H95V207H93V211H91V213H90V211H89V204H88V200H90L89 198ZM208 197V196H207ZM253 197V195L250 197V198H252ZM72 198V201L74 202L73 204V207H71V205H70V199ZM190 198V197H189ZM199 198V199H200ZM203 199L204 198H206V197H202ZM214 198V197H213ZM198 199V198H197ZM208 199H209V197H208ZM116 200V199H115ZM190 200V199H189ZM207 200V199H206ZM210 200V199H209ZM213 200V199H212ZM212 200H210V201H212ZM215 200V199H214ZM235 200H236V198H235ZM125 201H127L128 202V205H129V209H128V211H127V213L124 215V212L123 211H121L119 208H120V204L122 205V203L123 202H125ZM194 201V200H193ZM202 201V200H201ZM209 201V202H210ZM239 200H237V202H238ZM260 202H261V200H259ZM262 202H264V199H263V201ZM212 203V202H211ZM215 203V202H214ZM219 203V202H218ZM217 203V204H218ZM222 203V202H221ZM231 203H233V202H231ZM44 204V203H43ZM125 204V203H124ZM206 204V203H205ZM78 205V206H77ZM244 205V204H243ZM260 205H262L261 203H260ZM158 206L160 207V206H163V208L162 207H160L161 209L159 210H157L156 208H158ZM200 206V205H199ZM203 206H205V205H203ZM214 206V205H213ZM218 206V205H217ZM226 206V205H225ZM71 207V208H70ZM108 207V206H107ZM208 207V206H207ZM245 207V209H242V208H244ZM244 207H241L240 205H238V204H231L230 206H229V208H230V211L228 210V212H230L232 215H234V216H240V213H242V215H244V217L246 218V219H244V217H242L243 218V220H245V221H243V222H246V224H244L246 227L245 228H247V231L248 232H251V231H253L254 232V228H256V227H258V226H256V227H254V225H256V223L254 222V218L252 219V215H250L251 214V211H250V213H248V211H249V209L246 207V206H244ZM150 208L152 209V210H150ZM181 208H179L181 211H183ZM227 208V207H226ZM178 209V210H179ZM214 209V208H213ZM251 209V208H250ZM69 210H70V212H69ZM208 210V209H207ZM217 210H219L218 209V207H217ZM216 210V211H217ZM221 210V209H220ZM252 210V209H251ZM189 211V210H188ZM187 211V212H188ZM201 210H199V214L198 215H203V214H201V212H200ZM203 211V210H202ZM205 211V210H204ZM222 211V210H221ZM120 212V213H119ZM206 212V211H205ZM72 213V212H71ZM183 213V212H182ZM119 214H121L123 217H120L119 216ZM185 214H186V209H185ZM155 215H157V217H155ZM213 215V214H212ZM184 216V217H183ZM209 216V215H208ZM230 216V215H229ZM228 216V217H229ZM182 218V219H180V218ZM203 217V216H202ZM205 217V216H204ZM263 217V216H262ZM261 217V218H262ZM186 218H187V216H186ZM207 218V217H206ZM261 218H259V219H261ZM123 219V220H122ZM220 219V218H219ZM258 219V220H259ZM263 219V218H262ZM221 220V219H220ZM264 220V219H263ZM66 221V220H65ZM73 221H75V220H73ZM222 221H223V223H221L220 222V226H219V232L220 233H222V235L224 234V232L225 233H227L228 232V234H230V239L232 240V238H233V231H234V228L231 226V224H230V221L228 220V219H222ZM232 221V220H231ZM257 221V220H256ZM262 221V220H261ZM67 222V221H66ZM65 222V223H66ZM76 222H77V220H76ZM75 222V223H76ZM218 222V221H217ZM259 222H260V220H259ZM68 223V222H67ZM100 223V224H99ZM53 224V225H54ZM69 224H70V228H72V226H71V221H69ZM121 224H123V226L121 227L122 228V231H121V235H120V233L118 232L119 231V227H120V225ZM191 224V223H190ZM218 224V223H217ZM216 224V225H217ZM68 226V225H67ZM90 226H92V225H90ZM248 226V227H247ZM218 227V226H217ZM78 228V227H77ZM206 228V227H205ZM240 228V227H239ZM259 228V227H258ZM65 229H67L66 227H65ZM72 232H73V234L72 235H79L81 238L80 239H83V241L85 240L86 242H88V243H90L91 244V242H90V240H89V238L91 239V237L93 236L92 235V233H91V237H88L87 236V234H85V232L82 234V232H77V230H76V227L75 228H72ZM82 230H83V228H82ZM152 230L154 231V233H156V234H158L157 236L158 237H155V239H154V236H153V233H152ZM224 230H226V231H224ZM246 230V229H245ZM257 229H255V231H256ZM84 231V230H83ZM99 231V230H98ZM102 232V231H101ZM174 232H176V231H174ZM242 232V231H241ZM67 233H68V237L70 236L69 234H70V232L69 231H67ZM87 233H89V232H87ZM209 233V232H208ZM252 233V232H251ZM81 234V235H80ZM90 234V233H89ZM113 234V235H112ZM152 234V235H151ZM192 234V233H191ZM210 234V233H209ZM217 234V233H216ZM227 234V236H229ZM238 234H239V232H238ZM71 235V236H72ZM116 235V238L117 239H115L114 238V236ZM173 235V236H172ZM177 235L178 234H175V237H177ZM208 235V234H207ZM241 235V234H240ZM249 235H250V233H249ZM219 236V235H218ZM217 236V237H218ZM256 236V235H255ZM75 237V236H74ZM77 237V236H76ZM211 237V236H210ZM245 237V236H244ZM252 237V236H251ZM71 238V240H69ZM113 238V239H112ZM180 238V237H179ZM178 238V239H179ZM246 238V237H245ZM257 238V237H256ZM73 239V236L72 237H69V238H67V242L66 243H69L70 245L71 244H73L74 245V241L72 240ZM93 239V238H92ZM194 239V238H193ZM220 239L222 240H220L221 241V243L224 245V243L223 242H226V243H229L231 240L228 238L227 239V241H224L225 239H224V236H222V237H220ZM252 239V238H251ZM205 240V239H204ZM247 240V239H246ZM255 240V239H254ZM65 239L63 240V241H61V242H64V244H66L65 243ZM71 241H72V243H71ZM196 241V240H195ZM198 241V240H197ZM196 241V242H197ZM207 241V240H206ZM205 241V242H206ZM80 242H82V241H80ZM93 244L95 243V242H92ZM198 244H200L199 243V241L197 242ZM212 243V242H211ZM211 243H209V244H211ZM213 243H214V241H213ZM235 243V242H234ZM245 243V242H244ZM92 244V245H93ZM235 244H237V243H235ZM255 244H256V242H255ZM67 245V244H66ZM65 245V246H66ZM70 245H67L68 247H69V249L71 250L72 249V247H73V245H72V247L70 246ZM212 245V244H211ZM228 245V244H227ZM240 245V244H239ZM245 245V244H244ZM96 246V247H95ZM155 246V247H154ZM180 246L183 248H180ZM215 246V245H214ZM216 246H217V244H216ZM234 246V245H233ZM247 246V245H246ZM254 246V245H253ZM128 247H130V249L131 248H133L132 250L134 251H132L131 253L128 251L129 249H127ZM203 247V246H202ZM240 247H242V245L240 246ZM223 248V247H222ZM229 248V247H228ZM227 248V249H228ZM233 248V247H232ZM250 248V247H249ZM255 248H256V246H255ZM182 249V250H181ZM212 249V248H211ZM210 249V250H211ZM220 249V248H219ZM226 249V250H227ZM239 249V248H238ZM96 250V249H95ZM94 250V251H95ZM214 250V249H213ZM221 250V249H220ZM225 250V251H226ZM246 250V249H245ZM253 250V249H252ZM72 251V250H71ZM96 251V252H97ZM131 251V250H130ZM216 251V250H215ZM223 252V253H225L226 254V252ZM230 251V250H229ZM254 251V250H253ZM221 252V251H220ZM228 252V251H227ZM235 252V251H234ZM99 253V252H98ZM199 253V254H198ZM219 253V252H218ZM231 253V252H230ZM158 255L159 256V258H160V256H161V258H160V260L159 261H157V260H151V259H149V257H151V256H154V255ZM224 254V255H225ZM235 254V253H234ZM207 255V256H208ZM221 255V254H220ZM233 255V254H232ZM164 256V257H163ZM219 256V255H218ZM235 256V255H234ZM236 256H237V254H236ZM239 256V255H238ZM162 257H163V259H162ZM231 257V255H228V256H224V261H223V264H230V262H232L231 261V259H229ZM221 257H219V259H220ZM235 258V257H234ZM249 258H251V257H249ZM157 259V258H156ZM162 259V260H161ZM207 259H209V260H207ZM222 259V260H223ZM238 259V258H237ZM175 260V261H174ZM236 261V260H235ZM234 261V262H235ZM250 261V260H249ZM240 262V261H239ZM115 263V262H114ZM221 263V262H220ZM238 263V262H237ZM236 263V264H237ZM96 264V263H95ZM246 264V263H245Z\"/></svg>",
	"mask_w": 264,
	"mask_h": 264
}]
</instances>
